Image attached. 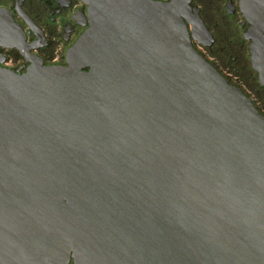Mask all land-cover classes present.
<instances>
[{"label": "water", "instance_id": "water-1", "mask_svg": "<svg viewBox=\"0 0 264 264\" xmlns=\"http://www.w3.org/2000/svg\"><path fill=\"white\" fill-rule=\"evenodd\" d=\"M66 67L0 68V264H264V117L192 46L188 2L87 0ZM241 9L264 61V0Z\"/></svg>", "mask_w": 264, "mask_h": 264}, {"label": "flooded vegetation", "instance_id": "flooded-vegetation-1", "mask_svg": "<svg viewBox=\"0 0 264 264\" xmlns=\"http://www.w3.org/2000/svg\"><path fill=\"white\" fill-rule=\"evenodd\" d=\"M179 1L188 2L190 20L199 19L205 27L197 40L186 21L193 48L264 117V61L261 71L255 69L252 37L257 29L242 12L245 0ZM85 2L0 0V68L23 74L35 63L66 67L68 51L89 27Z\"/></svg>", "mask_w": 264, "mask_h": 264}]
</instances>
